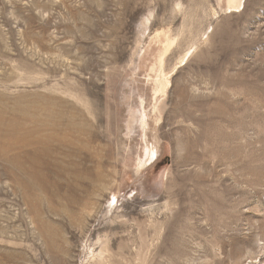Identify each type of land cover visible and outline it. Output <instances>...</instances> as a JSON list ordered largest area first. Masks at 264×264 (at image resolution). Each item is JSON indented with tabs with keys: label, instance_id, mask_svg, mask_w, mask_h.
Segmentation results:
<instances>
[{
	"label": "rangeland",
	"instance_id": "obj_1",
	"mask_svg": "<svg viewBox=\"0 0 264 264\" xmlns=\"http://www.w3.org/2000/svg\"><path fill=\"white\" fill-rule=\"evenodd\" d=\"M0 264H264V0H0Z\"/></svg>",
	"mask_w": 264,
	"mask_h": 264
},
{
	"label": "bare ground",
	"instance_id": "obj_2",
	"mask_svg": "<svg viewBox=\"0 0 264 264\" xmlns=\"http://www.w3.org/2000/svg\"><path fill=\"white\" fill-rule=\"evenodd\" d=\"M61 113H62V112H61ZM56 114H57V113H56ZM76 114H77V113H76ZM78 114H79V113H78ZM62 115H63V114H62ZM72 116H73V115H72ZM54 117H55V116H54ZM64 117H65V116H64ZM66 117H67V116H66ZM52 118H53V116H52ZM67 118H68V117H67ZM71 118H72V117H71ZM79 118H80V117H79ZM62 119H64V118H62ZM77 119H78V118H77ZM70 120H72V119H70ZM70 120H69V121H70ZM63 121H64V120H63ZM74 121H75V117H74ZM74 121H73V122H74ZM49 122H50V121H49ZM51 122H52V121H51ZM59 122H60V121H59ZM65 122H66V120H65ZM65 122H64V123H65ZM54 123H55V122H54ZM80 123H81V122H80ZM80 123H79V124H80ZM52 124H53V122H52ZM52 124H50V125L52 126ZM56 124H57V123H56ZM67 124H68V123H67ZM77 124H78V123H77ZM73 125H74V124H73ZM54 126H55V125H54ZM57 126H58V125H57ZM60 126H61V124H60ZM64 126H67V125H64ZM77 126H80V125H77ZM50 128H52V127H50ZM50 128H49V129H50ZM60 128H61V127H60ZM82 128H83V127H82ZM61 129H62V128H61ZM61 129H60V130H61ZM70 129H73V128H70ZM66 130H67V128H66ZM55 131H56V130H55ZM63 131H64V130H63ZM71 131H72V130H71ZM75 131L78 132L76 129H75ZM79 131H80V130H79ZM68 132H69V131H68ZM81 132H82V131H81ZM27 133H28V132H27ZM65 134H66V131H65ZM70 134H71V132H70ZM70 134H69V135H70ZM79 134H81V133H79ZM68 137H69V136H68ZM77 138H78V136H77ZM79 138H80V136H79ZM70 140H71V139H70ZM77 142L80 143V140H79V141L77 140ZM77 142H76V140H75V143H76V144H79V143H77ZM81 142H82V141H81ZM67 143H68V142H67ZM67 143H66V144H67ZM73 144H74V143H73ZM83 145H84V144H83ZM71 146H72V145H71ZM77 147H78V146H77ZM73 150H75V148H74ZM78 151H79V150H78ZM78 151H76V152L73 151V152H74L73 154H74V155H75V153L77 154ZM80 151H81V150H80ZM82 152H83V150H82ZM80 153H81V152H80ZM78 154H79V152H78ZM78 154H77V156H78ZM33 156H34V155H33ZM33 156H32V157H33ZM70 157H71V156H70ZM35 159H36V158H35ZM13 161H14V159H13ZM30 163H31V162H30ZM42 163H43V162H42ZM41 165H42V164H41ZM43 165H44V164H43ZM12 166H13V165H12ZM26 166H27V165H26ZM39 166H40V165H39ZM22 168H23V166H22ZM32 168H33V167H32ZM21 170H22V169H21ZM23 170H24V169H23ZM29 173H30V172H29ZM28 176H29V175H28ZM74 176H75V175H74ZM33 177H34V176H33ZM33 177H31V178H33ZM27 181H28V180H27ZM24 182H25V181H24ZM32 182H34V181H32ZM42 183H43V182H42ZM29 184L31 185V182H30ZM27 185H28V183H27ZM27 185H26V186H27ZM28 186H29V185H28ZM28 188H29V187H28ZM30 188H31V187H30ZM30 188H29V189H30ZM25 189H26V188H25ZM26 194H27V193H26ZM26 194H25V195H26Z\"/></svg>",
	"mask_w": 264,
	"mask_h": 264
}]
</instances>
